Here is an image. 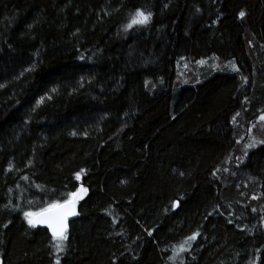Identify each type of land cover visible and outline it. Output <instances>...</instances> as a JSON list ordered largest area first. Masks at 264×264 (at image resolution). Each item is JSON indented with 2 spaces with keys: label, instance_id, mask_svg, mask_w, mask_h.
Instances as JSON below:
<instances>
[{
  "label": "trees",
  "instance_id": "trees-1",
  "mask_svg": "<svg viewBox=\"0 0 264 264\" xmlns=\"http://www.w3.org/2000/svg\"><path fill=\"white\" fill-rule=\"evenodd\" d=\"M261 116L264 0H0V264H264Z\"/></svg>",
  "mask_w": 264,
  "mask_h": 264
},
{
  "label": "snow or ice",
  "instance_id": "snow-or-ice-1",
  "mask_svg": "<svg viewBox=\"0 0 264 264\" xmlns=\"http://www.w3.org/2000/svg\"><path fill=\"white\" fill-rule=\"evenodd\" d=\"M245 13L241 12L240 16L243 17ZM151 13H145L142 10H137L134 16L131 18L130 23L126 26L125 30H129L134 26H146L151 21ZM239 115V113H237ZM261 121H264V116L260 117ZM257 144H264V140L257 141L255 138L251 140L245 147L252 148L255 147ZM27 180V177H24ZM79 179V175L77 176ZM87 189L81 188L78 192H73L68 194V198L65 200L64 203H56L52 204L47 208L42 209L39 212H32V211H25L24 217L27 220L29 226L36 227L38 224H44L47 226L48 229L51 230V235L54 241L58 243L55 247L59 251H63V242L68 239L67 237V220L71 216L76 215V204L79 199L82 198V194L86 193ZM31 203V202H29ZM8 207V205H6ZM18 210V209H14ZM255 212V209H252ZM231 222V221H229ZM7 227V225H5ZM152 233L149 232V235ZM199 233L188 237L189 240H195L196 236ZM56 264H60L59 259L56 260Z\"/></svg>",
  "mask_w": 264,
  "mask_h": 264
},
{
  "label": "rangeland",
  "instance_id": "rangeland-1",
  "mask_svg": "<svg viewBox=\"0 0 264 264\" xmlns=\"http://www.w3.org/2000/svg\"><path fill=\"white\" fill-rule=\"evenodd\" d=\"M189 74H191V73H190V69H188L187 66L182 69L181 77L183 78V82L186 83L185 79L189 78V76H188ZM263 134H264V124L263 125L256 124L255 126H254V124L250 125V129H249V133H248L250 140H252L253 138H255L257 141L263 140ZM82 188H84V187H82ZM84 189H86V188H84ZM87 193H88V191L86 193H83L82 198L79 199V201L82 200L87 195ZM79 201L77 202V204L79 203Z\"/></svg>",
  "mask_w": 264,
  "mask_h": 264
},
{
  "label": "water",
  "instance_id": "water-1",
  "mask_svg": "<svg viewBox=\"0 0 264 264\" xmlns=\"http://www.w3.org/2000/svg\"><path fill=\"white\" fill-rule=\"evenodd\" d=\"M77 212H78V204H76V215H75V216H71V217H69L68 220H67L68 230H69V227H70V223H71V222L77 217ZM36 227H37V228H45V229L49 230L50 233H51V230L48 229L47 226L44 225V224H38ZM67 232H68V231H67Z\"/></svg>",
  "mask_w": 264,
  "mask_h": 264
}]
</instances>
